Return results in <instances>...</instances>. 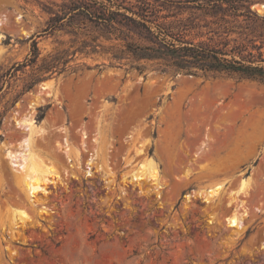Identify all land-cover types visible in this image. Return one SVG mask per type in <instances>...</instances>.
<instances>
[{
  "label": "rangeland",
  "instance_id": "374dc122",
  "mask_svg": "<svg viewBox=\"0 0 264 264\" xmlns=\"http://www.w3.org/2000/svg\"><path fill=\"white\" fill-rule=\"evenodd\" d=\"M147 1L160 15H176L159 20L170 30L177 32L179 20L192 25L182 34L195 45L228 42L230 49L245 39L238 27L249 22L222 15L209 0ZM227 1L253 12L264 4ZM101 3L0 0V73L29 58L33 42L38 50L35 65L0 81V264H264V83L224 73L162 74L151 63L138 73L131 58L105 52L121 41L95 19ZM55 17L58 28L44 32ZM93 46L96 53L80 52ZM61 50L69 52L65 71L37 72ZM30 114L45 130L35 138L37 152L59 175L39 201L27 195L19 158L7 156L22 151L17 121ZM148 159L159 188L132 180ZM241 179L246 195L235 193ZM217 184L218 197L205 201L202 191ZM236 207L244 214L234 227L226 217ZM20 211L29 217L25 225L13 219Z\"/></svg>",
  "mask_w": 264,
  "mask_h": 264
},
{
  "label": "trees",
  "instance_id": "16d2710c",
  "mask_svg": "<svg viewBox=\"0 0 264 264\" xmlns=\"http://www.w3.org/2000/svg\"><path fill=\"white\" fill-rule=\"evenodd\" d=\"M143 6L138 7H123L116 5L110 0L102 4V16L94 15L99 23L106 29V33H117L116 37L121 41L119 46H114L105 49V52H110L112 59L120 61L128 57L132 62L136 63L130 68L135 69L138 73H142L148 63L155 66L156 71L162 74L198 76H213L215 74L236 75L239 78L257 81L264 83V17H260L255 10L251 11L248 7H240L233 5L227 0H209L213 2L212 9H217L222 15H231L234 17L243 16L249 22L245 29L240 28L237 33L240 37L245 36L243 42L236 43L230 49H226L228 42L222 43V47H211L203 44H193L190 41H185L182 31L194 28L192 25L178 21L177 32H174L171 27L160 23L159 20H166L173 14H162L160 10L151 6L147 0H139ZM158 2L161 0H153ZM164 1V0H163ZM195 2L196 0H186V2ZM171 4L180 5L182 1H170ZM225 3L228 6L223 7ZM211 5V4H208ZM264 16V15H261ZM93 17V16H92ZM60 18H52L47 23L46 31H54L58 28ZM255 26L260 31L249 29ZM132 29L138 41L129 37L127 31ZM126 30V31H125ZM225 33H234L233 29L224 27ZM245 30L248 33L244 32ZM110 39V38H109ZM107 39V40H109ZM258 42V43H257ZM103 49V48H102ZM84 50V49H82ZM85 55L96 53V48L93 46ZM68 50L57 51L49 57V60H44L37 68V72L61 73L66 70L68 63ZM38 57L36 43L33 42L29 58L23 62L12 66L11 69L4 73H0V81L9 76H13L14 72L28 65H35ZM144 62V64H140ZM29 87H26V89ZM42 116L38 120H41Z\"/></svg>",
  "mask_w": 264,
  "mask_h": 264
},
{
  "label": "bare ground",
  "instance_id": "6f19581e",
  "mask_svg": "<svg viewBox=\"0 0 264 264\" xmlns=\"http://www.w3.org/2000/svg\"><path fill=\"white\" fill-rule=\"evenodd\" d=\"M253 9L260 15H264V4H256L253 6ZM18 17L16 20H19ZM4 24V18L0 17V31L1 27ZM25 37H29L30 32H23ZM3 35L0 34V43ZM4 53L3 48L0 47V59ZM43 90L49 89L47 95L51 94V85L49 83H45L42 86ZM18 127H23L25 133L21 137L20 146L25 144L20 152H8L7 156L9 158H19L18 166L21 169V173L23 174V185L27 192L29 198H35L34 201H39L40 197H38V193H42L44 196H47L50 192L48 190V184H56L59 181V175L48 165H46L39 156V153L36 149L35 138L37 136H42L45 134V130L43 128H38L34 124V119L32 118V114L26 118H22L17 121ZM65 152L68 155L69 147L68 144H64ZM141 153V151H140ZM132 180L136 181V185L144 186L145 183L151 182L155 188H159V175L158 169L155 162L151 159L146 160L145 163L140 164L138 169L132 174ZM248 182L244 179H241L238 184V188L235 191L236 194H245L248 191ZM222 189L221 184L214 185L204 191L205 201L211 202L215 198L218 197ZM244 214V213H243ZM238 208L236 207L234 210L228 212L227 221L234 227H237L241 222V216ZM14 220L17 219L21 225H25L28 222L29 217L24 211L16 212L14 214Z\"/></svg>",
  "mask_w": 264,
  "mask_h": 264
}]
</instances>
